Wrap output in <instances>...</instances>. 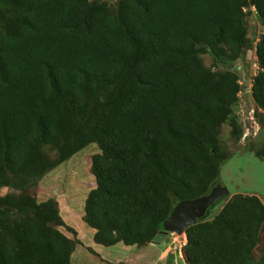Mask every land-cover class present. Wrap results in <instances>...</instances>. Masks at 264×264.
Returning a JSON list of instances; mask_svg holds the SVG:
<instances>
[{
    "label": "trees",
    "instance_id": "1",
    "mask_svg": "<svg viewBox=\"0 0 264 264\" xmlns=\"http://www.w3.org/2000/svg\"><path fill=\"white\" fill-rule=\"evenodd\" d=\"M249 7L264 26V0H0V188L96 144L83 222L98 245H150L179 202L218 185L221 127L239 137L241 86L220 65L246 51ZM255 55L264 112V32ZM62 225L53 200L0 197V264H71ZM263 228L260 198L228 193L183 233L184 260L255 264Z\"/></svg>",
    "mask_w": 264,
    "mask_h": 264
},
{
    "label": "rangeland",
    "instance_id": "2",
    "mask_svg": "<svg viewBox=\"0 0 264 264\" xmlns=\"http://www.w3.org/2000/svg\"><path fill=\"white\" fill-rule=\"evenodd\" d=\"M101 1L114 9L115 0ZM246 11L247 49L237 60L220 65L237 75L241 92L232 108V119L239 127V137L238 130L230 123L219 130V139L229 158L222 165L218 185L226 189L230 197L254 195L264 205V112L256 107L251 96L253 78L259 71L255 47L264 26L256 19L254 8L249 7ZM201 58L205 66L213 65L211 53ZM100 152L96 144H90L40 179L21 182L22 189L0 188V197L30 195L37 203L55 201L63 225L53 227L75 242L71 264H187L182 253L184 234H173L166 245L165 242L160 245L151 243L153 246L145 247L121 243L105 247L94 242V231L86 226L82 217L87 195L96 186L91 172L92 158ZM43 153L53 161L57 159V151L51 146H45ZM254 262L264 264V228L254 252Z\"/></svg>",
    "mask_w": 264,
    "mask_h": 264
},
{
    "label": "water",
    "instance_id": "3",
    "mask_svg": "<svg viewBox=\"0 0 264 264\" xmlns=\"http://www.w3.org/2000/svg\"><path fill=\"white\" fill-rule=\"evenodd\" d=\"M256 19L259 16L255 15ZM228 195V191L220 185L215 186L208 195L191 201H181L172 210L170 216L163 223L162 230L152 241L153 245H165L171 241V234L182 235L187 228L205 217L218 200Z\"/></svg>",
    "mask_w": 264,
    "mask_h": 264
},
{
    "label": "built area",
    "instance_id": "4",
    "mask_svg": "<svg viewBox=\"0 0 264 264\" xmlns=\"http://www.w3.org/2000/svg\"><path fill=\"white\" fill-rule=\"evenodd\" d=\"M173 234H171V236H172Z\"/></svg>",
    "mask_w": 264,
    "mask_h": 264
},
{
    "label": "crops",
    "instance_id": "5",
    "mask_svg": "<svg viewBox=\"0 0 264 264\" xmlns=\"http://www.w3.org/2000/svg\"><path fill=\"white\" fill-rule=\"evenodd\" d=\"M151 245H152V244H151ZM151 245H150V246H151ZM152 246H153V245H152Z\"/></svg>",
    "mask_w": 264,
    "mask_h": 264
}]
</instances>
